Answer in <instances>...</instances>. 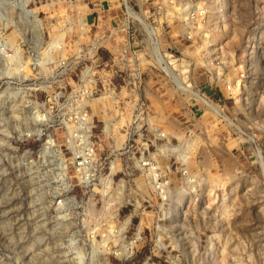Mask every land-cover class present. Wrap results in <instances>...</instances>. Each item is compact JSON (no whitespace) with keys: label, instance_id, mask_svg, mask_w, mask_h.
I'll return each instance as SVG.
<instances>
[{"label":"rangeland","instance_id":"1","mask_svg":"<svg viewBox=\"0 0 264 264\" xmlns=\"http://www.w3.org/2000/svg\"><path fill=\"white\" fill-rule=\"evenodd\" d=\"M107 2L0 0V264H264V0L167 2L185 64L151 69L142 31L139 87Z\"/></svg>","mask_w":264,"mask_h":264},{"label":"built area","instance_id":"2","mask_svg":"<svg viewBox=\"0 0 264 264\" xmlns=\"http://www.w3.org/2000/svg\"><path fill=\"white\" fill-rule=\"evenodd\" d=\"M113 2V5L109 6L106 5V7H102V12L105 9L108 10H114L115 15L112 16L113 22L110 25L111 29L107 30V32H103L99 37L100 38H107V39H113L114 35L117 34V32L123 33V39L122 44L120 46L119 54L121 56V60H123L125 66H132L133 71V78L134 82H137V86H140L141 83V73H140V62H141V52H139L140 46H141V39L139 38V35L143 34L146 37V42H148V45L146 43V50H148V53H146L147 56L150 57V67L151 69L157 70L160 73H163L169 78H173L172 74L170 75L167 72V68L172 69L173 74L174 66H183L185 64V59L183 57L182 52H180V56L177 54V51L170 50L167 47L165 49L160 48L159 42H158V36L157 34L159 28L162 30V25L169 26L172 22L169 23L172 17H170L169 12V5L167 2L170 0H107ZM147 1L150 2L149 8H144ZM181 6V7H180ZM179 10L182 13V19L184 20V33H182V38L186 40H193L197 35L196 33L199 32V30H196L194 24V18H197L198 15L202 13L198 11L197 5L185 2L180 4ZM144 10L143 12H149L151 9L152 12H150L148 15L143 16L141 10ZM202 9V8H201ZM99 16L96 18V27L99 26ZM143 17V18H142ZM147 17H152L150 21L148 22ZM116 18V19H115ZM145 21H144V20ZM93 24V23H92ZM91 24V25H92ZM101 24V23H100ZM102 25V24H101ZM103 26V25H102ZM109 26V25H108ZM103 29V27L101 28ZM194 29V30H193ZM161 34V33H160ZM154 42L157 44V48L154 47ZM186 70H180V73L185 72ZM136 88V86H135ZM226 89H230V86H226ZM198 92V91H197ZM204 100L202 101L197 99L195 100L202 101L204 104H208V97L198 92ZM244 134V132H240ZM130 138V133H128V139ZM131 148V144H130ZM78 158V159H77ZM91 161L86 156H78L75 158V164L74 167L76 170H80L81 168H84V166ZM62 199L57 200V204H61ZM129 228L126 226L125 222H122L121 226L110 228L109 230H106L104 234V246H106L112 255L118 258H124L128 259L132 256L134 253V250L136 248V245L140 239V232L138 228H134L131 233L128 235ZM98 243H94L93 240L89 244V248L93 250L95 246H98ZM185 264H191L189 261Z\"/></svg>","mask_w":264,"mask_h":264},{"label":"bare ground","instance_id":"3","mask_svg":"<svg viewBox=\"0 0 264 264\" xmlns=\"http://www.w3.org/2000/svg\"><path fill=\"white\" fill-rule=\"evenodd\" d=\"M154 47H155V44H154ZM157 47H158V46H157ZM157 47H156V48H157ZM182 89H183V90H188V91H190V92H191V94H193L194 96H196V95H198V96H199V94H197V93H194V92L192 91V89H191V90H189V89H188V87H185V88H182ZM199 97H200V96H199ZM199 97H198L197 99H199V100H201V99H202V101L204 100L203 98H201V97L199 98Z\"/></svg>","mask_w":264,"mask_h":264},{"label":"crops","instance_id":"4","mask_svg":"<svg viewBox=\"0 0 264 264\" xmlns=\"http://www.w3.org/2000/svg\"><path fill=\"white\" fill-rule=\"evenodd\" d=\"M106 5L111 6V5H113V2L110 3V1H108V2L106 3ZM104 7H105V6H104ZM111 11H112V10H111Z\"/></svg>","mask_w":264,"mask_h":264}]
</instances>
